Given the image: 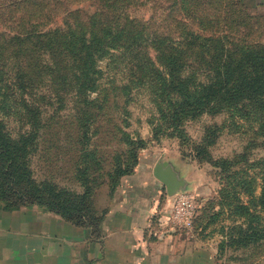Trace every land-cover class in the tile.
I'll return each instance as SVG.
<instances>
[{"label": "trees", "instance_id": "1", "mask_svg": "<svg viewBox=\"0 0 264 264\" xmlns=\"http://www.w3.org/2000/svg\"><path fill=\"white\" fill-rule=\"evenodd\" d=\"M29 1L41 11L49 5L45 0ZM70 1L94 11H85L84 7L71 10L69 6L61 13L63 22L54 26L47 25L46 19L50 21L55 15L47 13H36L33 21L21 18L15 27L7 20L0 21L1 97L3 101L14 98L23 112L17 133H12L0 118L2 211L37 206L98 236L104 211L95 206L94 192L106 186L110 196L134 169L119 167L106 184L98 183L76 164L74 181L82 192L69 194L54 184H37L30 156L37 147L34 143L43 135L60 136V113L66 109L73 112L70 125L78 144L85 145L97 135L99 129L94 125L99 121L94 108L102 109L97 105L105 93L101 84L104 73L98 65L105 59L123 75L121 86L112 85L113 90L123 97L133 91L153 94L159 119L174 130L203 115L225 112L232 121L243 119L256 128L245 151H264V32L256 31V18L244 0ZM211 2L220 9L212 16L205 11ZM155 5L163 12L159 24L131 14L135 8ZM211 128L197 146L200 157L214 142L217 129ZM117 131L136 152L139 142L135 144L120 128ZM220 164L232 165L229 161ZM259 180V196L253 207L264 212V171ZM238 206L246 221L233 227L222 244L242 249L262 246L264 224H257L260 218L250 213V205Z\"/></svg>", "mask_w": 264, "mask_h": 264}, {"label": "rangeland", "instance_id": "2", "mask_svg": "<svg viewBox=\"0 0 264 264\" xmlns=\"http://www.w3.org/2000/svg\"><path fill=\"white\" fill-rule=\"evenodd\" d=\"M20 1L0 0V21L7 20L15 27L21 18L33 21L36 13H47L55 15L50 21L46 19L47 25L54 26L56 22H63L64 14L61 13L69 6L71 10H82L84 7L85 11H94V8L77 5L70 0H45V5H49L43 11L35 8L29 0L24 3H19ZM244 3L256 18V31L264 32V3L259 0H244ZM210 4L206 6V13L216 15L220 11L219 6L213 2ZM131 14L146 22L153 20L156 24L164 18L162 10L156 5L135 8ZM261 40L264 43V37ZM0 43H3L2 39ZM98 68L104 73L101 84L105 93L100 96L101 103L97 105L102 109L94 108L99 121L94 125V129H99L97 135L91 136L85 145L78 144L76 131L70 125L73 122V112L63 110L60 113L63 122L58 128L60 136L43 135L34 143L37 147L31 154L30 161L35 182L54 184L62 192L80 194L82 188L74 181L76 164L88 171L90 177L98 183L104 181L107 184L109 175L131 168L135 172L142 161L146 162L145 158L153 161L168 159L189 182V192L186 193L194 196L198 214L191 230L162 227L165 217L160 215L154 220V225L160 228H154L151 235L162 238V230L173 234L182 255L184 252L193 253L187 264H264V243L259 247L245 249L222 244L226 243L233 227H239L246 221L238 206L241 203L250 205V213L260 218L257 224H264V212L253 207L259 196L260 175L264 171L261 168L264 151L259 148L245 151L256 128L243 119H235L234 122L224 112L217 116L203 115L174 130L159 119L160 114L154 103L156 97L153 94L133 91L130 96L123 97L112 88V85L121 86L123 75L107 59L99 63ZM1 96L0 92V118L8 124L12 133H17L22 126L20 115L23 112L13 101L14 98L8 97L9 100L3 101ZM92 97L95 98V95ZM113 101L116 103L115 107H112ZM157 103L163 107L162 102L157 100ZM208 127L216 128L217 130L211 128L216 131V135L214 142L205 147V153L200 157L197 146L208 134ZM117 128L129 135L135 144L139 142L135 146L136 152L133 153L132 148L124 143ZM133 154L137 157L136 161ZM221 161H229L232 165L222 167ZM106 193V186L94 192L92 199L97 209L105 205ZM162 199V206L168 203L165 209L167 211L172 199ZM3 208L4 203L0 202V210Z\"/></svg>", "mask_w": 264, "mask_h": 264}, {"label": "crops", "instance_id": "3", "mask_svg": "<svg viewBox=\"0 0 264 264\" xmlns=\"http://www.w3.org/2000/svg\"><path fill=\"white\" fill-rule=\"evenodd\" d=\"M145 159L106 193L98 236L37 206L0 210V264H187L173 234L151 235L169 198L152 174L159 159Z\"/></svg>", "mask_w": 264, "mask_h": 264}, {"label": "built area", "instance_id": "4", "mask_svg": "<svg viewBox=\"0 0 264 264\" xmlns=\"http://www.w3.org/2000/svg\"><path fill=\"white\" fill-rule=\"evenodd\" d=\"M171 199L167 211H164L165 221L162 223V227L169 226L191 230L198 209L194 196L183 193Z\"/></svg>", "mask_w": 264, "mask_h": 264}, {"label": "water", "instance_id": "5", "mask_svg": "<svg viewBox=\"0 0 264 264\" xmlns=\"http://www.w3.org/2000/svg\"><path fill=\"white\" fill-rule=\"evenodd\" d=\"M153 177L164 187L167 198L189 192V182L170 161L159 159L152 170Z\"/></svg>", "mask_w": 264, "mask_h": 264}]
</instances>
